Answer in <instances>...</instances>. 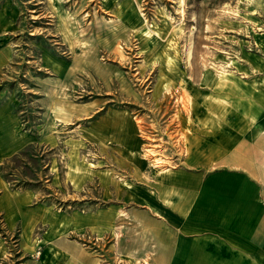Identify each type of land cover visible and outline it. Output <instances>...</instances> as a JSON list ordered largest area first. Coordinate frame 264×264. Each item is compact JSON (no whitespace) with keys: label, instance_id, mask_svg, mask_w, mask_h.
I'll list each match as a JSON object with an SVG mask.
<instances>
[{"label":"rangeland","instance_id":"1","mask_svg":"<svg viewBox=\"0 0 264 264\" xmlns=\"http://www.w3.org/2000/svg\"><path fill=\"white\" fill-rule=\"evenodd\" d=\"M187 123L264 164V0H0V264L139 257L97 171L132 132L184 154Z\"/></svg>","mask_w":264,"mask_h":264},{"label":"crops","instance_id":"2","mask_svg":"<svg viewBox=\"0 0 264 264\" xmlns=\"http://www.w3.org/2000/svg\"><path fill=\"white\" fill-rule=\"evenodd\" d=\"M132 133L120 136L122 155L115 156L122 175L109 166L97 171L110 187L122 177L123 193L108 192L123 209L110 208L106 220L97 212L98 226L110 229L124 218V237L127 226L138 231L139 257L117 255L124 259L118 264H264V164L249 140L233 129L200 131L187 123L184 154L170 138L163 148L157 143L154 161L141 153L147 141ZM227 135L240 138L227 146ZM20 137L19 144L31 140Z\"/></svg>","mask_w":264,"mask_h":264}]
</instances>
